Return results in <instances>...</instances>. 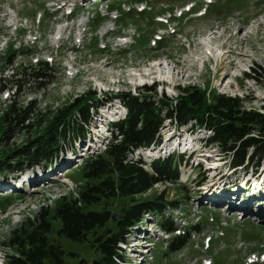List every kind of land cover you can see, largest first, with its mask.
I'll return each mask as SVG.
<instances>
[{"label": "rangeland", "instance_id": "374dc122", "mask_svg": "<svg viewBox=\"0 0 264 264\" xmlns=\"http://www.w3.org/2000/svg\"><path fill=\"white\" fill-rule=\"evenodd\" d=\"M52 1L57 2L56 7L49 3L50 0H0V73L5 71L1 73L0 79V87L3 88L0 92V104L4 108L10 104L9 87L13 82L9 78L11 71L20 67L26 69L31 65L36 67L41 63H47L54 71V79L43 89L29 84L22 88V93L15 96V99L12 98L18 107L31 103L38 115H45L33 121L41 126L40 130L46 124L49 111L59 110L88 92L95 93L96 99H102L104 93L108 92L111 97L120 93L137 96L150 89L149 95L156 94L153 99L161 98L169 103L177 99L183 88L194 87L206 95L212 90L219 95L239 98L244 111L248 113L262 111L264 0H212L210 4L208 0H103L95 3L94 0H87L86 4L80 0L68 1L69 6H63V0ZM140 4L144 7L141 11ZM61 6L63 7L59 9ZM72 6L75 7L73 14L70 13ZM56 9H59L58 12H54ZM180 14L182 16L179 18ZM81 17L90 18L86 32L79 26ZM15 21L20 23L17 30L11 26ZM113 24L115 31L111 36H104L105 31L112 29ZM59 29L64 30V40L58 42L55 35ZM59 46L62 48L57 49ZM11 53H14L15 59L12 69L6 63ZM67 66L71 69L68 70ZM240 68L248 70V79H241ZM18 80L25 84L27 77L20 76L16 78ZM162 82H171L172 86L178 88L166 85L162 88ZM144 88L146 89L143 91ZM119 104L121 122L127 116V110L119 100L101 106L109 110L119 107ZM101 106L96 113L91 114L92 121L88 128H84V139L71 137L70 145L62 146L63 151L58 154L64 153V161L69 158L67 153L76 150L77 144L90 136L93 126L102 121V118L96 117L103 109ZM162 118V145L168 138L181 142L184 136L195 139L203 137L202 144L193 143L192 148L202 150L205 156L196 157L187 150V161L185 157L177 156L180 153H171L176 155L173 156L176 159L182 158L178 166L177 181L158 184L136 198L153 199L162 195L167 201L180 200L174 209L169 210L167 206L164 208L167 218L174 219L175 229L180 230L175 234L164 238L157 235L162 219L159 216L148 214L141 219L144 227L155 233L151 255L146 257L147 264H247L250 254L262 255L264 223H261L257 211L264 208V195L256 200L251 199L264 194V157H256L253 161L245 162L246 165L236 167L233 158L222 153L219 145L209 144V132L192 128H198L193 121L177 127L164 115ZM184 131L192 135H184ZM30 137V132L18 133L7 145L23 153L25 142ZM188 141L190 140H186ZM189 145L186 143V146ZM186 146L183 148L186 149ZM148 147L128 160L160 152L155 146L150 151H145ZM104 149H91L88 153L83 149L79 154L80 161H77L80 163L63 165L59 176L55 175L56 180L49 182V186L45 188L39 185L22 191L19 183L4 181L9 177L22 179V175L26 173H52L53 171L47 169L49 163L43 160L31 163L22 159L19 167L11 166L0 172V264L1 261L6 264L5 254H16V250L7 244L16 228L26 221L33 222L41 208H46L49 217L54 218L55 203L60 198L78 197L82 160L90 155H97ZM2 151L0 148V152ZM145 158L153 161L155 157ZM211 165L216 167V171H207ZM144 168L150 170L147 164ZM217 171L221 173L214 177ZM213 181L220 182V185L212 188ZM245 183L263 189L261 192L245 191L242 186ZM237 185L243 189L236 192ZM225 186L235 190L228 196L208 195L206 201L199 193L202 187L220 190ZM243 196L247 199L244 198L247 201L244 207H249L248 214L253 217L212 203L232 201L234 198L241 202ZM120 207V202L116 199L110 201L105 209L117 216ZM49 221L52 228L50 244L55 247L59 245L63 253L67 254L66 263L63 264H76L82 259L91 262L96 259L97 254L88 241L77 244L60 237L57 220L50 218ZM139 222H134L131 229L137 224L140 225ZM197 223L200 233L191 234L190 241L183 250L171 253L168 248L170 240L182 233H188L189 228ZM148 236L151 237V234ZM71 253L77 256L72 258L69 256ZM127 253L128 251L123 252V258L127 264H132Z\"/></svg>", "mask_w": 264, "mask_h": 264}, {"label": "trees", "instance_id": "16d2710c", "mask_svg": "<svg viewBox=\"0 0 264 264\" xmlns=\"http://www.w3.org/2000/svg\"><path fill=\"white\" fill-rule=\"evenodd\" d=\"M6 63L10 69L14 67V53L8 55ZM20 76L27 77L25 84L22 80L16 81ZM9 78L13 79L9 87L10 104L5 108L0 104V148L3 150L0 152V163H3L0 172L11 166L19 167L22 159L31 163L38 160L52 163L59 156L58 152L63 151L62 146L70 145L71 137L84 139V128H88L92 121L91 114L96 113L103 102L119 100L126 107L127 116L112 126V132L116 135L101 153L82 160L78 197L72 199L63 196L55 203L54 218L49 217L46 208H41L33 222L26 221L11 233L7 244L16 250V254H5L6 264L65 262L67 254L63 253L59 245L55 247L50 244V218L59 223L57 232L60 237L77 244L88 241L96 252V259L91 262L82 259L76 264H119L121 256L118 243L123 241L134 222L141 221L145 213L162 218L159 222L161 230L170 234L176 232L173 219L167 218L164 208L167 206L172 210L180 200L167 201L162 195L153 199L136 198L158 184L177 181L182 158L172 156L160 159L151 163L147 171L142 162L128 160L127 156L131 151L161 142L162 115L177 127L193 121L198 127L193 129L209 132V144L219 145L222 153L233 158L236 167L256 157H264V106L260 113H248L244 111L239 98L219 95L212 90L206 95L194 87L183 88L177 99L169 103L161 98L153 99L156 94L149 95L151 90L144 91L146 88L142 89L144 94L137 96L120 93L111 97L105 94L102 99H96L95 93L88 92L59 110L49 111L46 124L40 130L41 126L33 121L45 115H38L31 103L18 107L14 99L29 84L43 89L54 79L53 69L47 63L36 67L31 65L26 69L20 67L11 71ZM2 90L0 87V92ZM22 132H30L31 137L25 142L23 153H20L7 143ZM116 199L121 205L117 216L105 209L110 201ZM199 233V223L194 224L188 233L170 240L169 251L175 253L183 250L191 234ZM69 256L75 258L77 255L71 253Z\"/></svg>", "mask_w": 264, "mask_h": 264}, {"label": "bare ground", "instance_id": "6f19581e", "mask_svg": "<svg viewBox=\"0 0 264 264\" xmlns=\"http://www.w3.org/2000/svg\"><path fill=\"white\" fill-rule=\"evenodd\" d=\"M89 1V0H88ZM58 40V39H57ZM59 42V41H58ZM62 48V47H61ZM2 72V71H1ZM1 74V73H0ZM153 85H155V84H153ZM103 106H101L100 108H102ZM101 123H102V121H101ZM93 130V129H92ZM185 132V131H184ZM189 132V131H188ZM88 134H90V133H88ZM187 134H189V135H192V133H187V132H185V134L184 135H187ZM178 135V134H177ZM96 137L94 136L92 139H95ZM173 138H175V137H173ZM160 139H161V137H160ZM170 138H168V139H166L165 140V142H164V146H165V148L167 149V150H169L170 152H172V153H174V152H176V153H180V149H183V146H186V143H189L190 145L189 146H186V150H190L192 153H194V156H196V157H204L205 156V154H204V152L202 151V150H194L193 148H192V146H194L193 145V143H199V144H202V141H201V139L202 138H197V139H195L194 137H191V136H184L183 137V141H181V142H177V140H169ZM177 139V138H176ZM186 140H190V141H188V142H186ZM82 141V140H81ZM76 143V142H75ZM76 146V145H75ZM152 147V146H151ZM151 147H148V148H146L145 149V151H150V148ZM172 147V148H171ZM201 147V146H200ZM196 148V147H195ZM199 148V147H198ZM70 149V148H69ZM144 150V149H143ZM166 150V151H167ZM64 154V153H63ZM63 154L60 156V157H62L63 156ZM178 155V154H177ZM141 157H142V155H141ZM182 157V156H181ZM185 157H188V156H185ZM65 157H62L61 158V160L59 161V162H57V163H55V164H52L51 165V167L52 168H54L56 171H53V170H51V171H53L52 173H50V175L48 176L47 174L46 175H43V172L42 171H40V174H37L36 172H33V173H30V174H28V175H26V179H25V181H23V182H21V183H19V181H18V177H9L8 178V180L6 181V182H15V183H19V187L22 189V190H25V189H27V187L28 186H31V185H34V184H37L38 182H42V183H44L45 184V182H51V177H53V179L55 178V175H57L58 176V173H57V170L58 171H61L62 170V165H64V163H65V161L63 160ZM68 158V157H67ZM218 158V157H217ZM220 158H218V160H219ZM184 161V160H183ZM200 162V161H199ZM186 165V164H185ZM191 166V165H190ZM62 167V168H61ZM216 167H214L213 165H211L209 168H208V172H210V171H216V169H215ZM215 169V170H214ZM48 171V170H47ZM219 173H221L220 171H217V173H216V175H213L214 177H216ZM14 175V174H13ZM41 177V178H40ZM21 178V177H20ZM56 180V179H55ZM3 181V180H2ZM56 183V182H55ZM5 184V183H4ZM220 185V182H218V181H213V184H212V188L213 187H215V186H219ZM3 186V185H2ZM6 187H7V185H5ZM25 188H24V187ZM46 186H49V185H46ZM45 186V187H46ZM243 186V188L245 189V191H251V192H255V191H260V190H262L263 188H259V187H254V186H250L249 184H246L245 183V185H242ZM13 187V186H12ZM39 187V186H38ZM44 187V188H45ZM241 186H239V185H237V188H236V192H238V191H241V189H243ZM4 189V188H3ZM230 187H228V186H225L223 189H220V190H211L210 188H200V191H199V193L200 194H202L201 196H202V199L204 200V201H206L207 200V198H208V195L209 196H213V197H219V196H221V195H223V194H227V196L229 195V194H232L231 192L232 191H234L235 189H231V191H230ZM228 191V192H227ZM261 192V191H260ZM264 194H260V195H256V196H254L251 200H256V199H258L259 197H261V196H263ZM244 198L246 199V196H243V199H242V201L241 202H238L237 200H238V198H234V199H232V201H223L222 203H217V202H212V203H215V204H220V206H222V208H226V210H229V209H233V210H235V211H240V212H242V213H248V208H245L244 206L247 204L246 202L247 201H244ZM212 199V198H211ZM230 199V198H229ZM221 200H223V199H221ZM247 200V199H246ZM260 200V199H259ZM219 202H221V201H219ZM244 202H245V204H244ZM251 205V204H250ZM254 206V205H253ZM253 206H252V208H253ZM259 207H261V206H259ZM257 213H259V216H263L264 217V208H260L259 209V211H257ZM260 213H263L262 215L260 214ZM257 216V215H256ZM253 217V216H252ZM256 219V218H255ZM140 226V225H139ZM134 228V227H133ZM142 231L144 232V234L146 235V236H148L149 234H151L149 231H147V230H144V229H142ZM153 235L151 234V237H152ZM149 237V236H148ZM150 237V238H151Z\"/></svg>", "mask_w": 264, "mask_h": 264}, {"label": "clouds", "instance_id": "9594fccd", "mask_svg": "<svg viewBox=\"0 0 264 264\" xmlns=\"http://www.w3.org/2000/svg\"><path fill=\"white\" fill-rule=\"evenodd\" d=\"M142 149H143V148H140V149H138V150L131 151V153H133V154L137 153V154H138V152L142 151ZM131 153H128V155H127L128 158L131 157V156L133 155V154H131Z\"/></svg>", "mask_w": 264, "mask_h": 264}]
</instances>
